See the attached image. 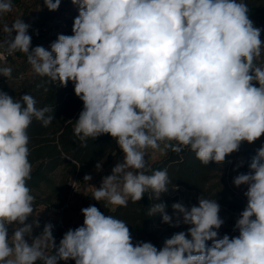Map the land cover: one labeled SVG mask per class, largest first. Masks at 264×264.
<instances>
[{"label":"clouds","instance_id":"9594fccd","mask_svg":"<svg viewBox=\"0 0 264 264\" xmlns=\"http://www.w3.org/2000/svg\"><path fill=\"white\" fill-rule=\"evenodd\" d=\"M71 3L78 10L72 35L58 34L49 48L32 47L30 25L21 18L0 23V60L23 53L36 75L60 87L74 85L83 102L74 134L83 146L104 134L116 141L122 160L99 187L91 185L95 201L127 207L146 193L159 201L170 180L167 169L147 174L149 149L155 160L156 153L187 148L207 166L223 164L242 143L264 136V63H257L264 41L245 0ZM43 4L57 11L61 0ZM12 11V0H0V20ZM12 71L0 66L6 78ZM36 103L30 94L14 98L0 90V264H264V144L252 156L250 171L233 178L236 187L247 186V204L233 228L237 236H219L221 206L203 195L191 207L173 203L174 215L163 202L149 207L148 215L160 214L162 223L189 226L160 248L134 242L125 221L94 205L81 209L83 225L67 230L58 245L51 223L33 236L40 225L38 219L28 223L35 201L27 185L28 129L33 119L45 127L54 119L46 115L50 106ZM241 166L243 161L236 168Z\"/></svg>","mask_w":264,"mask_h":264},{"label":"trees","instance_id":"16d2710c","mask_svg":"<svg viewBox=\"0 0 264 264\" xmlns=\"http://www.w3.org/2000/svg\"><path fill=\"white\" fill-rule=\"evenodd\" d=\"M245 2L249 8L250 19L255 26L262 29L261 40L264 41V0H245ZM70 3L71 0H61L60 6ZM37 4L40 6L32 14L30 27H40L44 30L48 22H53L59 9L49 11L44 6L43 0H37ZM65 35H72V31ZM44 37L48 42L52 38L47 34ZM257 63H264V55ZM7 66L12 68V76L11 78L0 76V90L14 98L30 94L35 98L37 108L50 106L53 109L46 113L54 117L50 125L45 127L41 121L33 119L28 129L32 173L27 185L35 197L34 210L40 205L62 210V223H51L53 236L58 245L67 230L83 225L84 219L76 222L70 214L69 203L73 184L77 183L79 186L85 184L87 181H84L83 177L86 174L92 176L98 162L103 160L102 165L108 166L123 153L116 141L108 134L94 140L89 138L86 147L76 137L74 127L83 109V102L75 95L74 85L71 82L67 87H60L58 82H51L47 77L36 75L23 55H19ZM28 69L31 70V74H27ZM232 156L226 157L224 163H227ZM223 164L212 162L205 166L196 159L190 149L186 148L179 154L169 150L159 159L147 162L150 169L147 174H151L154 170L167 169L170 180L168 188L195 189L199 191L200 196L216 199L219 204L231 210H240L243 202L227 188L224 176L220 173ZM58 172H62L63 176L59 180ZM148 195L149 193H146L139 202L133 203L129 200L127 207L111 205L105 207L104 201H96L93 205L106 215L125 221L132 237L149 240L153 244L162 243L155 230V226L162 223V217L160 214L149 216V207L154 203L163 202L167 205L166 212L170 213L174 211L171 205L180 201L178 196L170 198L166 193L162 194L159 201L149 199ZM43 228L44 226L37 231L36 236L42 233ZM210 242L207 243L210 245ZM70 263L75 264L72 260H69ZM58 264L68 263L59 261Z\"/></svg>","mask_w":264,"mask_h":264},{"label":"rangeland","instance_id":"374dc122","mask_svg":"<svg viewBox=\"0 0 264 264\" xmlns=\"http://www.w3.org/2000/svg\"><path fill=\"white\" fill-rule=\"evenodd\" d=\"M13 2V11L9 14H6L0 20V23L11 24L17 18H21L25 23L29 24L32 20V14L36 12L39 8L40 4H37V0H12ZM78 15L77 8L72 4L60 6L56 15L53 18V22H48L44 31L49 36H51L50 44L57 39L58 34H67L69 31H72V25L74 18ZM31 26V25H30ZM31 70L28 69L27 74H31ZM264 144V136L255 141L252 144H248L247 142L242 143L241 146L246 147L247 149H252L255 151ZM254 153V155H255ZM153 155V151L151 149L148 150V154L146 155V161H151ZM253 155V156H254ZM164 155H160L156 153V157H160ZM123 154L116 159L113 163L108 166L102 165V170H95L92 174V180L87 181L85 184L79 186L77 194L73 195L70 198L69 208L70 214L76 222H81L84 217L81 214V209L93 205L96 201L92 198L93 188L92 186L99 187L104 176L111 174V169L116 165L117 162L122 160ZM156 158V159H157ZM243 161V166L236 168V165ZM221 169V174L224 176V180L226 186L235 196L243 202L242 209L240 210H231L228 207H225L220 204V217L224 220V224L218 230L219 236L222 237L225 234H228L231 237L237 236L238 231H233L236 219L239 216V213L246 207L247 199L243 195V193L247 190L246 185H241L240 187H236L233 184V178L240 173H248L250 171L249 166H245V157L242 152L233 155L227 163L223 164ZM57 179H61L62 172H58ZM218 179L215 180L217 182ZM92 185V186H91ZM199 191L195 189H185V188H169L168 192H166V196L173 198L177 197L184 206L191 207L193 205H198V197ZM169 215H174V211L168 213ZM38 219L39 227L33 229V236H36L37 231L40 230L47 223H62L63 214L62 210L55 209L52 207H47L40 205L36 207L31 217H29L28 223L35 224V221ZM188 225L181 224L179 227H172L165 223H159L155 226V230L157 236L161 238L162 243L154 244L157 248L163 246L164 241L167 238H170L173 234L178 233L180 231H187ZM13 232V227L9 226V236H11ZM25 239L30 240L31 237L26 236ZM133 241H144L138 237H133ZM144 242H151L149 240H145ZM211 243V242H210ZM69 264V263H68ZM71 264V263H70Z\"/></svg>","mask_w":264,"mask_h":264},{"label":"built area","instance_id":"2783aa9c","mask_svg":"<svg viewBox=\"0 0 264 264\" xmlns=\"http://www.w3.org/2000/svg\"><path fill=\"white\" fill-rule=\"evenodd\" d=\"M29 35L32 37V47H36V46H44L45 48H49L50 47V42H48L47 38H45L44 36L46 35V33L44 32V30H42L40 27H30L29 28ZM0 55L2 54V51H0ZM19 55H23L24 57H26L25 54L23 53H16L14 56H7L6 57V63H4V60H0V66H7L8 64H10L12 61H15V59L19 56ZM27 58V57H26ZM1 77H4L2 75H0ZM78 188L79 185L77 183L73 184V189H72V194L70 196V198L77 194L78 192ZM66 263H69V261H65Z\"/></svg>","mask_w":264,"mask_h":264},{"label":"water","instance_id":"95a60500","mask_svg":"<svg viewBox=\"0 0 264 264\" xmlns=\"http://www.w3.org/2000/svg\"><path fill=\"white\" fill-rule=\"evenodd\" d=\"M239 152H242L244 154V157H245V166L246 167L249 166V164L251 162V158L254 155L255 151L252 150V149H247L244 146H241L238 152H234L230 156L235 155V154H237Z\"/></svg>","mask_w":264,"mask_h":264},{"label":"crops","instance_id":"0c3cea01","mask_svg":"<svg viewBox=\"0 0 264 264\" xmlns=\"http://www.w3.org/2000/svg\"><path fill=\"white\" fill-rule=\"evenodd\" d=\"M160 157H162V156H160ZM160 157H158L157 159H159ZM157 159H155V160H157ZM155 160L151 159V161H155Z\"/></svg>","mask_w":264,"mask_h":264}]
</instances>
